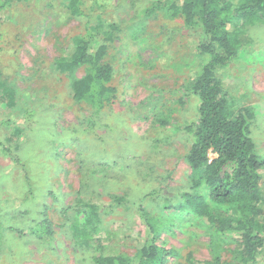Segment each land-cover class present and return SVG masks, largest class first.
<instances>
[{"label": "rangeland", "instance_id": "1", "mask_svg": "<svg viewBox=\"0 0 264 264\" xmlns=\"http://www.w3.org/2000/svg\"><path fill=\"white\" fill-rule=\"evenodd\" d=\"M81 2L98 3L114 27L103 62L113 69L115 94L92 132L89 107L72 95L84 67H55L85 20L71 14L69 0H14L0 12V143L7 140L22 161L15 165L0 149V264H95L96 242L72 232L90 206L115 254L142 247V207L165 225L156 244L175 255L166 264H238L234 241L214 237L185 210L160 209L190 184L185 127L198 114L187 89L200 68L199 29L167 15L164 0ZM243 35L247 46L218 76L240 106L252 108L264 162V23ZM151 192L160 198L139 204Z\"/></svg>", "mask_w": 264, "mask_h": 264}, {"label": "trees", "instance_id": "2", "mask_svg": "<svg viewBox=\"0 0 264 264\" xmlns=\"http://www.w3.org/2000/svg\"><path fill=\"white\" fill-rule=\"evenodd\" d=\"M13 1L0 0V12ZM68 8L72 15L85 20L84 32L73 38L55 67L60 73L84 67L85 75L72 84V95L89 107L86 123L92 132L115 94L109 85L113 69L103 62L114 27L102 19L98 3L85 7L81 0H69ZM163 8L170 17L182 18L188 29H199L196 57L200 68L187 89L197 100L198 114V119L185 127L190 136L188 192L176 195L175 204L170 199L162 202L160 209L185 210L201 220L214 237L237 244L238 264H254L264 256V162L252 138V108L240 106L218 75L247 46L245 28L264 23V0H164ZM26 115L30 119L32 112L26 110ZM0 149L21 167L22 161L7 140L0 143ZM160 196L151 192L139 199V204ZM96 210L88 207L83 223L72 228L79 239L81 235L96 242L99 255L95 264H166L169 255L175 256L156 244L157 232L165 225L157 224L142 207L138 213L145 226L142 247L130 257L113 253L108 231L101 227ZM187 260L192 259L188 256ZM205 264L221 263L216 259Z\"/></svg>", "mask_w": 264, "mask_h": 264}]
</instances>
